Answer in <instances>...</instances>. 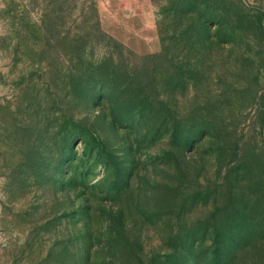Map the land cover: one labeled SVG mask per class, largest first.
Masks as SVG:
<instances>
[{"label": "rangeland", "instance_id": "374dc122", "mask_svg": "<svg viewBox=\"0 0 264 264\" xmlns=\"http://www.w3.org/2000/svg\"><path fill=\"white\" fill-rule=\"evenodd\" d=\"M260 198L264 0H0V264H264Z\"/></svg>", "mask_w": 264, "mask_h": 264}, {"label": "trees", "instance_id": "16d2710c", "mask_svg": "<svg viewBox=\"0 0 264 264\" xmlns=\"http://www.w3.org/2000/svg\"><path fill=\"white\" fill-rule=\"evenodd\" d=\"M216 32L221 33V24L220 27L218 26V29L216 30ZM213 37L214 35L211 34L207 37ZM178 128L174 129V139L176 137L181 138V140L185 143L189 142V138L191 137V131L190 130H180L178 133ZM244 209L248 210L246 207H244ZM246 210H242L240 215H236L235 218L239 219V223L241 224L239 227H233L232 228V232H235L237 234H241L243 231H245L247 228L244 227V223H245V218H250L249 214H247ZM249 212H251L250 210H248ZM253 212H255V208L253 209ZM251 218H264V200L262 198H260L257 209H256V213L251 217Z\"/></svg>", "mask_w": 264, "mask_h": 264}]
</instances>
